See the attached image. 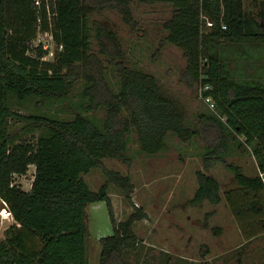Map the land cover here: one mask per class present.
Listing matches in <instances>:
<instances>
[{
	"label": "trees",
	"instance_id": "16d2710c",
	"mask_svg": "<svg viewBox=\"0 0 264 264\" xmlns=\"http://www.w3.org/2000/svg\"><path fill=\"white\" fill-rule=\"evenodd\" d=\"M133 1L53 0L48 16L33 0H0V197L14 220L0 239V264H87L85 206L98 201L106 202L112 224V233L99 239V264H124V252L137 243L133 224L146 212L131 202L129 176L106 168L102 159L129 165L132 135L137 151L148 156L160 153L170 136L183 143L201 139L203 168L220 163L232 174L234 186L223 196L243 239L264 232V185L256 174L247 175L224 159L233 138L238 147L251 148L258 164L264 162V81L236 78L228 68L229 55L221 52L228 51L229 44L263 46L264 9L250 15L244 11V0H139L171 5V15L162 25L163 41L185 56L179 80L188 87L197 85L200 77L208 83L211 89L205 94L223 122L208 108L195 120L190 118L153 74L123 64L121 41L114 31L90 20L112 11L132 29ZM254 3L263 6L264 0ZM201 14L212 22L206 32L200 31ZM38 31L49 32L58 47L51 61L43 59L46 50L40 44L31 45ZM100 56L115 66V81L105 78ZM79 79L87 110L103 111L99 122L82 113L61 118L14 109L29 98L63 101ZM32 133L33 141L24 139ZM30 165L33 178L25 191L13 179ZM93 167L105 177L97 191L84 179ZM195 177L197 187L187 204L219 203V182L203 169L195 170ZM109 183L133 206L124 220L114 219Z\"/></svg>",
	"mask_w": 264,
	"mask_h": 264
},
{
	"label": "rangeland",
	"instance_id": "374dc122",
	"mask_svg": "<svg viewBox=\"0 0 264 264\" xmlns=\"http://www.w3.org/2000/svg\"><path fill=\"white\" fill-rule=\"evenodd\" d=\"M243 7L250 15L264 9V5L256 4L254 0H244ZM132 9L136 22L132 29L112 11L94 14L90 20L114 31L121 41L123 64L153 74L161 87L184 105L190 118L195 120L200 112L209 111L198 99L196 85L188 87L179 80L186 63L183 52L163 41L166 32L162 25L171 15V5L134 0ZM90 33V42L95 51L97 46L93 27ZM39 44L46 50L43 59L51 61L58 47L49 32H37L31 45L35 48ZM228 47V51L223 48L220 51L229 55L228 68L236 78L264 81V45L244 42L229 44ZM100 57L105 65V78L115 81V66L107 63L103 56ZM83 85L79 79L72 94L63 101L42 103L29 98L16 103L14 109L21 114H47L61 118L82 113L99 122L103 111L87 110V99L81 95ZM35 135L26 134L24 139L33 141ZM131 137L129 165L117 159H102L106 168L129 176L133 186L131 202L146 212L145 218L133 224L137 243L134 249L124 252V264H264V232L250 240L243 239L223 196L226 189L234 186L232 174L220 163L203 168L202 155L205 150L201 139L183 143L170 136L166 141L167 146L160 153L148 156L137 151L134 135ZM228 146L225 161L241 166L247 175H254L255 160L252 154L246 148L238 147L233 138H230ZM197 169H203L219 182V203L203 201L199 206L187 204L197 187ZM33 172L34 166L30 165L25 174L14 175L13 182L27 191ZM84 179L93 191H97L105 181L102 170L97 167L90 169ZM107 192L115 221L126 219L133 206L114 184H108ZM85 216L87 264H99V239L112 233L106 202L86 204ZM13 222L11 216L0 220V239ZM217 227L220 228L218 231L214 229Z\"/></svg>",
	"mask_w": 264,
	"mask_h": 264
},
{
	"label": "built area",
	"instance_id": "2783aa9c",
	"mask_svg": "<svg viewBox=\"0 0 264 264\" xmlns=\"http://www.w3.org/2000/svg\"><path fill=\"white\" fill-rule=\"evenodd\" d=\"M33 1L37 7H41L43 5L47 11V14H49L50 6L53 4L52 3L53 0H33ZM48 16H50V14ZM211 25H212V22L208 19V17L204 14H201L200 15V31L206 32L208 27H210ZM221 27L225 28L224 25H221ZM196 87H197L196 92H197L198 99L202 101L212 113H214L223 122H225V119L218 114L216 107H215V103L210 97V95L205 94L207 91L211 89V86L208 83H202L201 77H200L197 81ZM240 140L244 141V139L241 137H240ZM244 146L250 152V154H252L251 148L247 144H244ZM252 156L255 160V174L260 179L262 184L264 185V162H262L261 164H258L253 154ZM7 216H11V214L7 208L6 202L0 197V220H2V218H5Z\"/></svg>",
	"mask_w": 264,
	"mask_h": 264
}]
</instances>
